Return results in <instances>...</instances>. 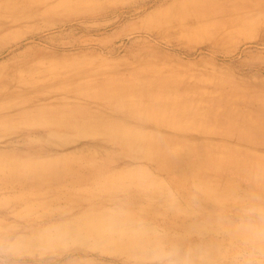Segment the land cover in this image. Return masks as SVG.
<instances>
[{
	"label": "rangeland",
	"instance_id": "374dc122",
	"mask_svg": "<svg viewBox=\"0 0 264 264\" xmlns=\"http://www.w3.org/2000/svg\"><path fill=\"white\" fill-rule=\"evenodd\" d=\"M0 159V264H264V0H0Z\"/></svg>",
	"mask_w": 264,
	"mask_h": 264
},
{
	"label": "clouds",
	"instance_id": "9594fccd",
	"mask_svg": "<svg viewBox=\"0 0 264 264\" xmlns=\"http://www.w3.org/2000/svg\"><path fill=\"white\" fill-rule=\"evenodd\" d=\"M245 216L247 219L240 226L241 232L253 243H264V209L249 207L245 210ZM253 218H260V222H255ZM257 251L258 249L253 247L241 253L243 264H254ZM199 255L197 250L162 240L154 241L149 248L151 264H196Z\"/></svg>",
	"mask_w": 264,
	"mask_h": 264
},
{
	"label": "bare ground",
	"instance_id": "6f19581e",
	"mask_svg": "<svg viewBox=\"0 0 264 264\" xmlns=\"http://www.w3.org/2000/svg\"><path fill=\"white\" fill-rule=\"evenodd\" d=\"M50 169V163H46V161L44 160L0 159V175H8L7 177H14V174L15 176L21 174L35 175L38 173H45ZM137 190L138 194H140V196L143 198L144 203L148 207H156L158 204H162L165 206L163 207L165 211H174V213L177 212L172 208V203L179 197L175 196L172 192L147 189ZM182 194H184V197L186 196L185 192H182ZM101 229L104 231H110L111 229H116V227L114 223L111 225L103 224V226H101Z\"/></svg>",
	"mask_w": 264,
	"mask_h": 264
}]
</instances>
